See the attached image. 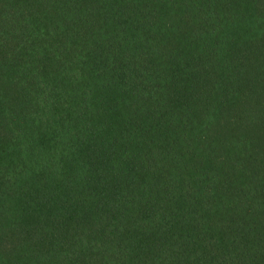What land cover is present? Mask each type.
Here are the masks:
<instances>
[{
  "label": "trees",
  "instance_id": "obj_1",
  "mask_svg": "<svg viewBox=\"0 0 264 264\" xmlns=\"http://www.w3.org/2000/svg\"><path fill=\"white\" fill-rule=\"evenodd\" d=\"M0 264H264V0H0Z\"/></svg>",
  "mask_w": 264,
  "mask_h": 264
}]
</instances>
